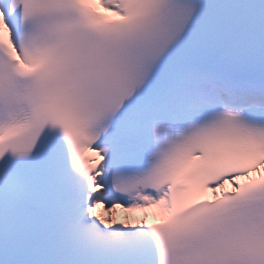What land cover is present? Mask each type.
Here are the masks:
<instances>
[{"label": "snow or ice", "instance_id": "6c2138e0", "mask_svg": "<svg viewBox=\"0 0 264 264\" xmlns=\"http://www.w3.org/2000/svg\"><path fill=\"white\" fill-rule=\"evenodd\" d=\"M0 264H264V0H0Z\"/></svg>", "mask_w": 264, "mask_h": 264}]
</instances>
